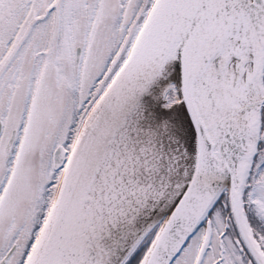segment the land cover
<instances>
[{"label": "snow or ice", "instance_id": "snow-or-ice-1", "mask_svg": "<svg viewBox=\"0 0 264 264\" xmlns=\"http://www.w3.org/2000/svg\"><path fill=\"white\" fill-rule=\"evenodd\" d=\"M0 264H264V0H0Z\"/></svg>", "mask_w": 264, "mask_h": 264}]
</instances>
